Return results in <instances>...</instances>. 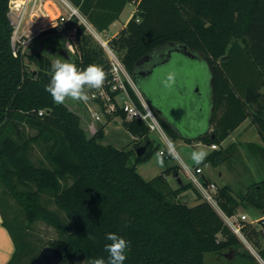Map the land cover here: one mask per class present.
<instances>
[{"label": "trees", "instance_id": "16d2710c", "mask_svg": "<svg viewBox=\"0 0 264 264\" xmlns=\"http://www.w3.org/2000/svg\"><path fill=\"white\" fill-rule=\"evenodd\" d=\"M70 1L101 31L119 18L127 3L136 4L126 26L110 43L121 52L123 63L173 140L183 137L191 143L221 145L250 118L263 145L249 143V147L264 159V0ZM10 2L0 0V196L8 207L10 198L15 200L24 222L13 218L19 240L0 203L3 223L16 245L7 264H28L40 252L28 232L39 219L62 233L49 242L64 253L58 264L107 259L104 246L110 243L105 238L109 232L130 242L124 264H208L209 255L227 264L232 254L236 257L232 264H263L192 181L172 186L167 176L177 173L178 165H168L151 179L140 173L138 165L160 149L144 121L127 119L121 109L108 114L109 119L120 116L135 136L131 147H116L101 142L105 124L89 136L79 113L66 103L53 102L44 87L52 58L42 49L13 51ZM72 26L76 31L70 63L81 69L89 64L108 69L106 50L87 25L74 16L68 27ZM55 32L50 27L40 35ZM177 57L209 64L212 98L203 105L190 93L189 81L177 77L180 65L173 63ZM195 111L205 119L211 113L209 124L199 125ZM142 145L146 148L138 155ZM36 152L42 154L38 162L32 158ZM228 155L213 149L204 163L216 165ZM188 189L196 192L198 203L181 200ZM44 194L51 196L58 210L43 203ZM218 198L229 216L237 214L240 206L264 211V177L240 195L224 184ZM242 230L264 260V245L256 240L264 237V218L259 219V227L243 221Z\"/></svg>", "mask_w": 264, "mask_h": 264}, {"label": "rangeland", "instance_id": "374dc122", "mask_svg": "<svg viewBox=\"0 0 264 264\" xmlns=\"http://www.w3.org/2000/svg\"><path fill=\"white\" fill-rule=\"evenodd\" d=\"M134 8V4H129L123 14L121 15V18L116 21L115 24H113L110 29L99 31V33L104 38L108 37H114L113 34H118V31L121 30V27L123 26V23L126 21L127 17L129 16L131 10ZM136 9V8H135ZM86 19L90 22V20L86 17ZM91 23V22H90ZM42 41V40H41ZM39 40V42L35 43L33 45V50L31 51H37L38 49L41 50V47L43 52L48 54L53 62L56 59L66 60L67 62L73 61V53L74 49L70 45V41L64 37L63 35L59 33H53L50 34L47 38L43 39V45ZM110 46L112 47L111 43ZM36 49V50H35ZM115 52L121 56V52L114 49ZM67 56V57H66ZM175 63L174 65L179 67L177 74V77H180L179 79L184 82L189 81V89L190 93L197 96V100L200 104L203 105V102L209 101L210 98H212V87H211V80H212V74L209 64L206 60L200 59V60H192L189 57H177L173 61ZM180 63V64H179ZM137 88L139 86L136 84ZM88 91V99L86 101H73V100H66L65 103L74 111L79 113L82 120V125L85 128V131L90 136L96 132L97 129L101 127V125L105 124L104 128V138L101 140L104 144H113L116 147H131L134 145V141L130 132L125 128L123 125V119L119 116L115 118L114 120L107 122L105 120V116L102 114V111L100 107L96 104L94 105L95 110H98L101 114V117L104 118L101 121H95L92 117L91 112L89 111L88 107L86 106V103L89 102L92 104V100L90 98V90ZM197 91H200V96L197 95ZM93 105V104H92ZM197 114L198 117H201V113L199 111H195L194 114ZM210 116L204 121V123L207 125L210 122ZM180 119V117L178 118ZM184 124V123H183ZM194 129L190 130L191 132L194 131ZM169 136V135H168ZM150 137L154 140L155 143H159L160 148L164 146V142L162 138H160L159 134L156 131H152L150 133ZM170 140L174 144L176 150L179 152L181 156H185L188 158V156L192 157V153L198 152V151H204L208 152V147L204 144L199 145H192V144H186L185 142H178L176 140H173L169 136ZM214 149H222L223 152L228 153V157L219 162L216 165H213L211 162L204 163V160L199 163L204 167V171L207 174H211L212 177L215 179V183L220 187V184L227 183V185L230 186L234 194L240 195L244 194L248 188V186L255 182L259 181L264 177V159L262 156L260 157V154L252 151V149L249 147L248 144H223L218 145L217 148ZM160 150V149H159ZM184 150V151H183ZM175 155V159H178L177 154ZM188 155V156H187ZM42 156L41 153H37L33 155V160L35 162H38L39 158ZM184 157V158H185ZM174 158H171L170 160L165 159L159 151H156L153 156L138 165V170L140 173L146 178L151 179L155 175H157L162 169H164L166 166L170 164H176V162L173 161ZM188 161L190 164V168L193 169V160ZM134 161V159H132ZM160 161L163 163L161 164ZM245 162V163H244ZM196 164V163H195ZM194 164V165H195ZM248 166L249 170L246 168ZM180 165H178V171H179ZM221 171V178L216 176L215 172ZM184 175L181 177L183 180H189L188 174L186 172H183ZM173 185L177 186L178 182L176 178L174 177L173 173L168 175ZM1 188V187H0ZM0 203L1 207L8 218L9 222L15 229L16 235L21 239V236L19 235L18 229L16 228L13 218L15 220L24 222V212L20 208V206L15 202V200L11 197L10 198V206L8 207L5 201L0 196ZM43 203L49 206L50 208L54 210H58L55 203L53 202L51 196L49 194H44L42 197ZM181 200L187 202L190 205H194L198 203L200 200L196 194V192L193 189H188L186 193L181 195ZM220 212V211H219ZM246 213L248 216L247 221H252V223L255 226L259 227V219L261 217H264V211L262 210H256L250 207L240 206L238 209V213ZM29 239L35 245V250H41L44 246L49 245V242L52 239L59 238L62 233L54 227L52 224L47 223L44 220H36L32 228L29 229ZM238 236L242 239L245 246L251 251L258 259L264 264V260L260 257L258 253V249L254 247V245L246 238L238 234ZM257 242L259 245H264V237H256ZM236 257L235 255H230L227 258V264L235 263ZM221 258L216 257L215 255H209L207 257L208 264H220Z\"/></svg>", "mask_w": 264, "mask_h": 264}, {"label": "built area", "instance_id": "2783aa9c", "mask_svg": "<svg viewBox=\"0 0 264 264\" xmlns=\"http://www.w3.org/2000/svg\"><path fill=\"white\" fill-rule=\"evenodd\" d=\"M57 1L60 9L57 12H53L49 7L51 0H11L9 18L10 23L13 25L11 44L14 53H17L19 50L22 52L29 51L34 38L40 35L43 30L50 27H55L56 33L66 37L73 47L72 41L76 28L75 26L69 28L68 25L74 16H78L105 48L110 62L109 68L104 69L107 74L104 86L100 89H90L91 100L100 107L104 116L111 115L116 110L121 109L126 113L127 119L144 121L150 133L156 131L165 144L164 148L159 150L160 154H177L175 146L173 152L170 153L167 150V145L171 140L155 110L140 97L136 83L121 57L110 46L111 37H102L99 31L86 21V17L70 0ZM128 85L138 95L142 104L141 106L133 100ZM89 110L94 120L101 119V114L92 111L91 108ZM211 147L214 149L218 145L212 144ZM186 170L190 180L200 191L202 198L220 211V214L237 235L245 237L242 229L243 221L248 220L247 214L240 212L232 216L227 215L219 204V186L214 181L205 182L204 178L200 176L203 171L202 167L196 166L193 169Z\"/></svg>", "mask_w": 264, "mask_h": 264}, {"label": "clouds", "instance_id": "9594fccd", "mask_svg": "<svg viewBox=\"0 0 264 264\" xmlns=\"http://www.w3.org/2000/svg\"><path fill=\"white\" fill-rule=\"evenodd\" d=\"M49 75V82L44 86L45 91L57 105L65 103L66 100L86 101L89 98L87 90L100 89L107 80V74L100 65L89 64L81 69L74 63L61 59H56L51 64ZM168 79L171 80V77ZM167 150L170 153L174 151L171 141L167 145ZM206 155V152L198 151L192 153L191 158L194 163L199 164ZM105 238L110 241L104 246L107 259L94 258L87 261V264H124L127 259L126 253L130 251V242L114 232L106 233Z\"/></svg>", "mask_w": 264, "mask_h": 264}, {"label": "crops", "instance_id": "0c3cea01", "mask_svg": "<svg viewBox=\"0 0 264 264\" xmlns=\"http://www.w3.org/2000/svg\"><path fill=\"white\" fill-rule=\"evenodd\" d=\"M131 3L134 4V8L131 10V12H130L129 16L127 17L126 21L123 23V26L121 27V29L124 28V27L126 26L128 20L131 18V16L133 15L134 11L136 10V9H135V8H136V4H135L134 2H129V3H127L126 6H125V8H126L129 4H131ZM49 7H50V9H51L53 12H57V11L60 9V6H59V3H58L57 0H51V3H49ZM125 8H124L123 11L121 12V14H120V16H119L118 19L121 18V15L123 14ZM118 19L115 20L114 22H112V23L110 24V26H109L108 29H110V27H111L113 24H115L116 21H118ZM86 21H87L90 25L93 26V24L90 23L87 19H86ZM93 27H94V26H93ZM118 32H119V31H118ZM116 34H117V33H116ZM116 34H113L112 36H114V35H116ZM48 36H49V35H38V36H36V37L34 38V40L32 41V44L30 45L29 51L33 50V45H34L35 43L39 42V40H40V41L42 40L41 43H42V45H43V39L47 38ZM42 48H43V47H41V49H42ZM35 50H36V49H35ZM38 50H39V49H38ZM66 57H67V56H66ZM137 89H138V88H137ZM138 91H139L140 97H141V98H142L147 104H149L148 101L146 100L145 96H144L143 93L141 92V90L138 89ZM92 104H93V105H92ZM92 104L89 103V102H87V103H86V106L89 107V108H91L92 111H95V112H97V113L100 114V112H99L98 110H95L96 108H94V105H96V103H94V102L92 101ZM149 105H150V104H149ZM89 108H88V109H89ZM89 111H90V110H89ZM90 112H91V111H90ZM105 117H106L105 120H107V121H106V123H107V122H110V121L114 120L115 118H117V117H119V116H117V117H112L111 119H109L108 115H106ZM205 117H206V116H205ZM102 119H104V118L101 117L100 120H95V121H101ZM197 120H198V124H199V125H204V121H205L206 119L204 118V116H201V117H198ZM131 136H132L133 139H135V138H134L135 136H133L132 134H131ZM176 141H178V142H185L186 144H192V145H196V144H197V145H199V144H204V145H206V146L208 147V149H209L208 152H207V154L210 153V152L213 150V148L211 147V145L206 144V143H203V142H201V141H199V142H192V143H191V142L186 141L185 138H183V137L176 139ZM234 143H239V144L256 143V144H258V145H263V139H262V137L260 136V134H259V132H258L256 126L252 123V121H251L250 118H246L241 124H239V126H238L237 128H235L233 131H231L230 134L227 136V138H226L225 140H223V142L221 143V145H223V144H234ZM162 148H164V146H162ZM162 148H160V149H162ZM176 151H177V150H176ZM183 151H184V150H183ZM159 153H160V152H159ZM177 156H178V159H175V155H174V154H173V157H172V158H174L173 161L176 162V164L180 165L179 171H177V173L173 174L174 177H175L176 179L178 178V176H182V175H184L183 172H186V174H187V170H186V169H191V168H190V164H189V162H188V161H191V160H190V159H191L190 156L187 155L188 158L185 157V156H184V157H185V158H184L183 156H181V155L179 154L178 151H177ZM260 157H261V156H260ZM262 158H263V157H262ZM187 160H188V161H187ZM204 161H205V160H204ZM193 163H194V162H193ZM205 163H207V162H205ZM244 163H245V162H244ZM194 164H195V163H194ZM194 164H193V168L196 167V166H201V167H202L203 171H202V173H201V175H200L202 178H204V177H208V178L210 179V181H215V179L212 177L211 174H207V173H205V171H204V167H203L202 165H200V164H195V165H194ZM166 167H167V166H166ZM166 167H165V168H166ZM165 168H164V169H165ZM246 168L249 170L248 166H246ZM164 169H162L159 173H161L162 171H164ZM214 172H215V171H214ZM159 173H158V174H159ZM215 174H216V176H218L219 178H221V171L215 172ZM167 178H168V180L170 181V183L172 184V186L176 187V186L173 185V183L171 182L169 176H167ZM182 181L185 182V183L187 182V180H182ZM188 181H191L190 178H189ZM224 184H227L226 181H225V183L220 184V186H222V185H224ZM177 186H179V185L177 184ZM1 190H2V189L0 188V192H1ZM186 191H187V190H186ZM186 191H184L182 194L186 193ZM182 194H181V195H182ZM15 249H16L15 242H14V240H13V237H12V235H11L9 229H8V228L4 225V223H3V215H2V213H1V211H0V264H7V263L10 261V259L12 258L13 254H14V252H15Z\"/></svg>", "mask_w": 264, "mask_h": 264}, {"label": "water", "instance_id": "95a60500", "mask_svg": "<svg viewBox=\"0 0 264 264\" xmlns=\"http://www.w3.org/2000/svg\"><path fill=\"white\" fill-rule=\"evenodd\" d=\"M8 28L10 31H12L13 25L10 23L8 25ZM222 58H227V55H224ZM145 148L146 147L144 145L138 147L137 154L140 155L141 153H143ZM176 180L178 182V185L185 184V182L182 181L183 178L181 176H178ZM63 258L64 253L61 249L51 245H47L43 247L40 252L29 261L28 264H58L63 260Z\"/></svg>", "mask_w": 264, "mask_h": 264}]
</instances>
